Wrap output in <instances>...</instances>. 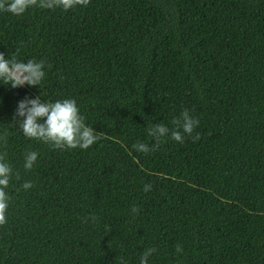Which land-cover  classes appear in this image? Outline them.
I'll list each match as a JSON object with an SVG mask.
<instances>
[{
  "label": "trees",
  "instance_id": "trees-1",
  "mask_svg": "<svg viewBox=\"0 0 264 264\" xmlns=\"http://www.w3.org/2000/svg\"><path fill=\"white\" fill-rule=\"evenodd\" d=\"M0 53L46 72L40 88L0 82V153L13 168L0 264H140L148 248V264H264V0L0 11ZM38 96L74 99L101 139L87 150L27 139L14 116ZM185 109L198 140L133 148Z\"/></svg>",
  "mask_w": 264,
  "mask_h": 264
},
{
  "label": "clouds",
  "instance_id": "clouds-1",
  "mask_svg": "<svg viewBox=\"0 0 264 264\" xmlns=\"http://www.w3.org/2000/svg\"><path fill=\"white\" fill-rule=\"evenodd\" d=\"M91 0H0V11L11 13L15 16L24 15L30 8H41L69 11L77 7H87ZM45 62L35 59L27 60V63L17 58V54L11 58H5L0 53V82L11 85L12 88L28 86H42L46 77ZM19 117L18 124L23 135L29 140H36L50 145L53 149H82L87 150L101 139L97 132L86 125L85 117L81 115L77 102L74 99H63L55 102H42L38 96L35 99L25 98L18 104L14 122ZM174 127L169 128L163 123L152 124L147 133L155 141L152 145L138 142L133 148L145 155L156 151L165 138L178 143H184L186 137H191L195 142L200 138L199 134L193 136V132L199 126V120L193 117L187 109L173 119ZM0 143L7 144V132L0 135ZM7 153H0V227L7 224L6 212L9 207L10 196L6 191L13 175V168L6 161ZM38 160L36 151H28L24 155V169L32 170ZM18 178V177H17ZM31 182H25L23 188L32 187ZM145 192L152 190L151 184H145ZM132 213L137 214L140 209L132 207ZM93 221L97 218L91 217ZM157 249H146L140 258V264H148L149 258ZM176 252H183L182 245L176 246ZM119 264H126L120 257Z\"/></svg>",
  "mask_w": 264,
  "mask_h": 264
},
{
  "label": "rangeland",
  "instance_id": "rangeland-1",
  "mask_svg": "<svg viewBox=\"0 0 264 264\" xmlns=\"http://www.w3.org/2000/svg\"><path fill=\"white\" fill-rule=\"evenodd\" d=\"M27 87H29L30 89H35L37 86H28L26 85Z\"/></svg>",
  "mask_w": 264,
  "mask_h": 264
}]
</instances>
